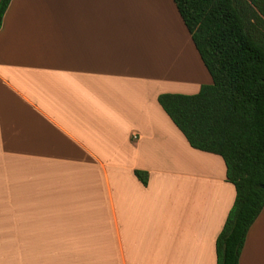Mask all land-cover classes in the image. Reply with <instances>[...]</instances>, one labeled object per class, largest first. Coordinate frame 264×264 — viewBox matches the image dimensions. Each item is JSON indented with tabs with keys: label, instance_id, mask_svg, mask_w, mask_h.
I'll use <instances>...</instances> for the list:
<instances>
[{
	"label": "crops",
	"instance_id": "0c3cea01",
	"mask_svg": "<svg viewBox=\"0 0 264 264\" xmlns=\"http://www.w3.org/2000/svg\"><path fill=\"white\" fill-rule=\"evenodd\" d=\"M210 84L173 0H11L0 264H217L235 187L158 101ZM239 264H264V209Z\"/></svg>",
	"mask_w": 264,
	"mask_h": 264
},
{
	"label": "trees",
	"instance_id": "16d2710c",
	"mask_svg": "<svg viewBox=\"0 0 264 264\" xmlns=\"http://www.w3.org/2000/svg\"><path fill=\"white\" fill-rule=\"evenodd\" d=\"M212 84L159 95L194 149L220 155L236 199L216 241L217 264H239L264 209V0H173ZM11 0H0V29ZM145 186L149 174L136 170Z\"/></svg>",
	"mask_w": 264,
	"mask_h": 264
}]
</instances>
